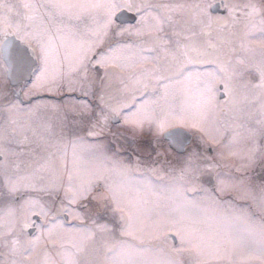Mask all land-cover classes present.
<instances>
[{
  "label": "snow or ice",
  "instance_id": "snow-or-ice-1",
  "mask_svg": "<svg viewBox=\"0 0 264 264\" xmlns=\"http://www.w3.org/2000/svg\"><path fill=\"white\" fill-rule=\"evenodd\" d=\"M0 264H264V0H0Z\"/></svg>",
  "mask_w": 264,
  "mask_h": 264
},
{
  "label": "rangeland",
  "instance_id": "rangeland-1",
  "mask_svg": "<svg viewBox=\"0 0 264 264\" xmlns=\"http://www.w3.org/2000/svg\"><path fill=\"white\" fill-rule=\"evenodd\" d=\"M190 142V141H189ZM162 146L164 149H167V151L170 153V158H176L180 155L181 152L174 150V148H172L171 146L168 145L167 141L162 140L161 141ZM125 156H133V154L131 153V150H129L127 153L124 154Z\"/></svg>",
  "mask_w": 264,
  "mask_h": 264
},
{
  "label": "water",
  "instance_id": "water-1",
  "mask_svg": "<svg viewBox=\"0 0 264 264\" xmlns=\"http://www.w3.org/2000/svg\"><path fill=\"white\" fill-rule=\"evenodd\" d=\"M189 141H190V138H189ZM189 141H188V142H189ZM171 147L174 148L175 150L179 151V152H181V151L184 150V148H182V147H180V146H175V145H173V146H171Z\"/></svg>",
  "mask_w": 264,
  "mask_h": 264
},
{
  "label": "flooded vegetation",
  "instance_id": "flooded-vegetation-1",
  "mask_svg": "<svg viewBox=\"0 0 264 264\" xmlns=\"http://www.w3.org/2000/svg\"><path fill=\"white\" fill-rule=\"evenodd\" d=\"M164 141H166V140H164ZM190 142H191V141H190ZM190 142H189V143H190Z\"/></svg>",
  "mask_w": 264,
  "mask_h": 264
}]
</instances>
